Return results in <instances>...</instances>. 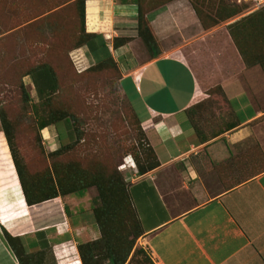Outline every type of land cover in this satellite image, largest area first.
Returning a JSON list of instances; mask_svg holds the SVG:
<instances>
[{"label":"crops","instance_id":"0c3cea01","mask_svg":"<svg viewBox=\"0 0 264 264\" xmlns=\"http://www.w3.org/2000/svg\"><path fill=\"white\" fill-rule=\"evenodd\" d=\"M116 1H83L84 32L98 37L94 51L78 49L91 64L112 57L118 88L158 161L142 174L119 168L140 230L134 247L152 264H264V168L254 171L248 160L264 153V66H245L226 23L203 29L185 0L146 12L159 47L149 57L137 49L135 4ZM182 29L187 40L166 48L163 40ZM115 37L128 39L114 48ZM218 95L221 118L206 106ZM58 124L39 130L48 152L57 148L53 126L58 145L67 142ZM95 194L90 186L80 197L27 205L0 131V264L17 263L3 229L27 253L52 247L56 264H81L77 244L100 236L89 203Z\"/></svg>","mask_w":264,"mask_h":264},{"label":"rangeland","instance_id":"374dc122","mask_svg":"<svg viewBox=\"0 0 264 264\" xmlns=\"http://www.w3.org/2000/svg\"><path fill=\"white\" fill-rule=\"evenodd\" d=\"M169 1L172 0H142L140 8L150 12ZM185 1L195 11L203 29L226 23L233 43L242 47L245 66L263 64L264 0L260 5L254 0ZM182 18L173 16L176 23ZM185 24L183 21L181 26ZM187 34L183 29L172 33L163 44L168 48L183 43ZM82 38L77 0H0V114L9 126L11 144L25 168V176L45 177L54 160L58 164H77L89 175L119 176L125 183L126 173L120 174L119 168L128 164L133 168L135 161L143 165L151 161L145 152L146 142L118 88L115 68L108 64L95 69L89 60L83 61L78 49L83 48L79 45ZM138 44L137 49L147 53L141 40ZM83 62L89 64L82 66ZM41 64L55 74L57 88L38 99L28 73ZM213 98L206 106L216 108L217 118H221L222 112L225 116L219 95ZM33 106L43 116L46 111L63 110L74 119L71 124L77 141L57 159L49 157L45 140L42 143L40 139ZM260 131L264 140V123ZM56 132L55 125L52 128L55 142L50 148L58 146ZM1 135L6 145L2 132ZM248 160L254 171L264 168L263 152ZM89 203L93 206L94 200ZM69 204L72 213L76 205ZM117 216L120 221L115 220L116 230L110 236L121 252L133 234L129 228L132 222L130 214L121 209ZM28 254L29 264H36V260L38 264H56L52 247ZM144 255L137 252L128 264H152ZM97 259L98 264H103L104 257Z\"/></svg>","mask_w":264,"mask_h":264},{"label":"trees","instance_id":"16d2710c","mask_svg":"<svg viewBox=\"0 0 264 264\" xmlns=\"http://www.w3.org/2000/svg\"><path fill=\"white\" fill-rule=\"evenodd\" d=\"M79 3V16L81 22V31L83 38L79 45H85L89 51H94L96 45H94V38H97L98 35L94 33H86L83 28V1L77 0ZM119 3L130 2L136 6L135 14V32L136 36L140 38L142 44L144 45L148 56L154 57L159 52V47L157 40L151 31L146 12L141 10L142 0H117ZM143 15V16H142ZM128 38L127 37H115L112 41V47H117L119 44L124 43ZM234 41V37H232ZM235 43V42H234ZM102 46L103 44H99ZM98 45V46H99ZM239 53L243 54L241 50L242 47L236 46ZM243 57V56H242ZM244 59V58H243ZM261 63V62H260ZM259 66H264V62ZM111 65L115 68V76L118 78V69L110 56H105L101 60L94 62L90 65L95 69H100L105 65ZM103 70V69H102ZM31 83L33 84L36 97L38 99H43L44 96H47V93L54 92L57 88V80L55 74L52 70L44 64L34 67L29 73ZM122 95V94H121ZM124 101L127 103L129 110L131 111L135 122L140 127L141 134L145 140V149L146 154L149 155L151 159L147 164L137 163L135 161V168L137 174H142L152 168H154L158 161L155 157V154L151 146L147 143L145 138V133H143L141 126L138 122V118L134 113L133 107L131 106L128 99L122 95ZM33 113L37 123V130L42 129L43 127L50 124L62 123L64 129V136L67 140L65 143H59L56 149L52 152H48V155L51 159H57L61 154L67 152L74 143L77 141L74 130L71 124V121L74 120L69 114H65L63 110H53L46 111V116H43L35 106H33ZM0 130L3 133L5 138L6 145L8 147L9 155L11 157L17 179L23 194V198L27 205L38 203L40 201L56 197L57 195H73L80 197L83 195L87 187L93 186L95 188L96 194L93 197L94 200L93 206L91 208L92 218L96 223L100 236L92 241H87L77 244V252L80 258L81 264H98V256L104 257L106 264H128L137 253H143L140 247H134V242L137 236L140 235L139 225L135 213L130 205L125 183L122 182L121 178L114 177L112 175L103 177L96 175H89L86 169L80 168L77 164L71 162H59L54 163L52 160L49 169L45 172V177L36 178V176H25V168L17 158L15 149L12 147L9 126L0 114ZM141 135V136H142ZM144 152V153H145ZM57 164V165H55ZM27 177V178H26ZM130 214L131 220V232L133 233L130 240L127 242L125 248L120 252L118 246L115 247L112 240L113 233L116 229L113 228L115 220L119 219L117 216L119 210ZM68 210L65 208V213L67 214ZM126 219V218H124ZM127 221V220H126ZM124 222V221H123ZM3 238L13 255L17 260V264H29L30 258L27 261V256L25 248L19 240L18 237L11 236L4 229L2 230ZM116 237H114L115 239ZM132 250L130 258L127 260V256ZM145 253H143L144 255ZM146 255V254H145ZM144 255V258H148ZM127 260V261H126ZM27 261V263H26ZM36 264L38 261L36 260Z\"/></svg>","mask_w":264,"mask_h":264},{"label":"built area","instance_id":"2783aa9c","mask_svg":"<svg viewBox=\"0 0 264 264\" xmlns=\"http://www.w3.org/2000/svg\"><path fill=\"white\" fill-rule=\"evenodd\" d=\"M254 1H258L259 2L260 0H254Z\"/></svg>","mask_w":264,"mask_h":264}]
</instances>
